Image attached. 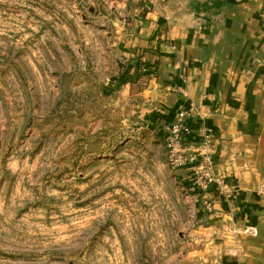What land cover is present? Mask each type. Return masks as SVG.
Masks as SVG:
<instances>
[{
  "label": "rangeland",
  "instance_id": "rangeland-1",
  "mask_svg": "<svg viewBox=\"0 0 264 264\" xmlns=\"http://www.w3.org/2000/svg\"><path fill=\"white\" fill-rule=\"evenodd\" d=\"M122 1L0 0V264H208L117 52L137 18Z\"/></svg>",
  "mask_w": 264,
  "mask_h": 264
},
{
  "label": "crops",
  "instance_id": "crops-1",
  "mask_svg": "<svg viewBox=\"0 0 264 264\" xmlns=\"http://www.w3.org/2000/svg\"><path fill=\"white\" fill-rule=\"evenodd\" d=\"M147 2L141 13L122 1L137 18L117 43L120 56L135 57L136 73L141 64L150 70L137 80L139 112L164 139L184 111V152L209 155L213 167L207 210L190 187L198 162L174 170L197 211L188 253L208 264H264V0H219L206 11L195 1L187 13L170 0ZM127 77L117 83L129 93Z\"/></svg>",
  "mask_w": 264,
  "mask_h": 264
},
{
  "label": "built area",
  "instance_id": "built-area-1",
  "mask_svg": "<svg viewBox=\"0 0 264 264\" xmlns=\"http://www.w3.org/2000/svg\"><path fill=\"white\" fill-rule=\"evenodd\" d=\"M184 117L185 112L180 110L174 122L167 127L168 131L164 137L167 149V161L173 170L191 162H198V167L190 180V187L198 193L202 199L204 209L207 210L210 208V204L205 200V192L214 181L213 167L209 155H201V157L198 158L194 154L188 155L184 152V146L181 140L182 130L185 129L183 123ZM207 146L206 136H204L198 149L200 151H205Z\"/></svg>",
  "mask_w": 264,
  "mask_h": 264
},
{
  "label": "trees",
  "instance_id": "trees-1",
  "mask_svg": "<svg viewBox=\"0 0 264 264\" xmlns=\"http://www.w3.org/2000/svg\"><path fill=\"white\" fill-rule=\"evenodd\" d=\"M219 0H212L210 4H208L206 1L198 2V7L201 6L202 11L210 10L212 8H218L219 7ZM145 8V7H144ZM200 10V8H199ZM142 12L144 13L145 10L143 9ZM138 64V63H137ZM139 72L136 74V79L138 80L141 76L148 75L150 73V70H148L147 66L144 64L139 65ZM138 83V82H137ZM136 84H132L134 86ZM131 91L133 93H137L140 90V85L131 87Z\"/></svg>",
  "mask_w": 264,
  "mask_h": 264
}]
</instances>
